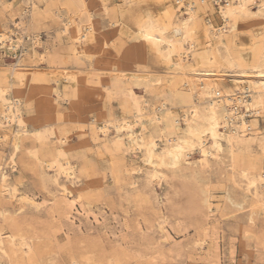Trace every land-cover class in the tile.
Segmentation results:
<instances>
[{"label":"rangeland","instance_id":"374dc122","mask_svg":"<svg viewBox=\"0 0 264 264\" xmlns=\"http://www.w3.org/2000/svg\"><path fill=\"white\" fill-rule=\"evenodd\" d=\"M82 1L55 0L52 5L37 2L40 9L29 27L24 22L28 21L29 16L25 19L19 17L23 5L18 0H5V7L0 8V29H13L19 35L24 27H28V33L38 32L43 47L47 46L39 48L36 57L30 60L25 56L20 57V50L15 56L8 50L0 49V67L11 69L14 66H26L19 76H10L9 81L23 97L21 107L28 119V128L61 122V128L65 127L64 131L68 135V145L75 150L77 167L81 168L84 162L87 163L90 176L81 177L82 181L72 186L64 179H60L59 183L70 186L76 195L79 191L83 192V185L87 182L91 184V194L95 195L90 200L82 199L85 210L90 212L89 218L64 209L60 187L50 182L42 184L39 180L37 165L27 152L28 148L37 145L32 137L22 140V152L19 151L16 156V171L7 164L4 166L0 159V166L9 175L10 181H19L20 191L33 195L42 203L38 210L28 205L18 210L17 202H10L0 195V208L7 209L5 214L19 223L22 232L35 237L34 257L18 264H72L74 258L78 262L76 264H264V211L249 206V195L245 196L223 169L216 166L203 174L194 175L191 171H167L166 182L161 188L148 186L144 175L131 173V167L141 166L144 171L147 169L140 154L126 153L115 147L112 149L113 146L108 143L115 135L113 130H110L106 140H102L106 141L103 143L105 148L96 147L90 140L88 125H91L92 117L110 116L121 120L130 115V106L127 105L129 99L124 93L122 96L120 94L123 87H129L133 80L147 82L149 88L146 92L141 85L132 87L147 100L149 108L151 104L158 103V92L165 89L166 75H170L171 69L138 46L129 38V34L122 32L123 28H136L139 14H157L156 0H92L91 19L96 33L89 46L88 56L81 53V59L76 58L71 32L62 33L61 27L67 18L86 24V13L81 10ZM115 7L118 9L116 17L113 16ZM209 16L212 22L219 23L216 14L209 12ZM204 17L200 15L201 21ZM14 20L21 23L19 28H14ZM111 21H115L114 26ZM245 28L251 29L237 32L235 44L236 50L248 58L257 49L258 36L252 29L256 25ZM23 44L29 49L30 39L24 36ZM38 54L44 55L43 63L38 61ZM55 68L61 72H73L80 83L76 85L80 93L74 98L70 97V102L57 99L51 91L52 88H58L70 94L74 89L68 86L69 82L62 75H57L58 83L53 82L50 72ZM181 113L177 107V120ZM257 119L258 125L264 129V118ZM145 124V134L150 135L152 126ZM179 125H183L181 120ZM82 127L85 129L81 131ZM2 147L0 142V150L6 159L11 152V145ZM193 157L199 158V154L194 152ZM240 159L243 165L249 161L246 154H241ZM92 178L98 181L91 182ZM132 180H137L136 189H132L129 184ZM97 182H101V185ZM205 194L211 195L208 204ZM162 218L167 221L165 226L170 236L166 239L169 241L158 229ZM13 220L0 216V228L3 227L5 232L10 231Z\"/></svg>","mask_w":264,"mask_h":264},{"label":"bare ground","instance_id":"6f19581e","mask_svg":"<svg viewBox=\"0 0 264 264\" xmlns=\"http://www.w3.org/2000/svg\"><path fill=\"white\" fill-rule=\"evenodd\" d=\"M18 1L23 5L19 17L25 19L29 16V22L24 21L28 23V27L35 21L34 15L38 14L40 9L37 2L46 5H52L55 2V0ZM4 2L5 0H0V8L5 7ZM156 2L157 14H139L136 17V28H123L122 32L129 34L132 41L151 53L158 62L171 69L170 75L168 77L166 75L165 89L158 92L160 94L156 93L160 98L158 103L156 105L153 103L147 108V100L139 96L132 86L141 85L146 92L149 88L148 83L145 81L140 83L138 80L130 81L129 87L125 89L123 87L120 91L121 96L124 93L129 99L127 105L130 106V115L121 120L110 116L92 117L91 125H88L90 140L97 145L96 147L105 148L103 143L106 141L102 142V140H106L110 130H113L115 135L108 143L111 147L113 146L112 149L115 147L126 153L140 154L147 169L144 171L141 166L131 167V173L144 175L148 186L156 185L161 188L163 182H166L167 171H191L194 175L195 173L203 174L217 166L229 174L230 180L243 190L245 196L249 195V206L264 211V129H261L257 122L258 117L264 118V0H156ZM92 6V0L81 2V10L86 13V24L71 18L62 22L61 32L67 33L69 30L71 32L76 58L81 59V53L88 56L89 46L94 40L96 32L91 19ZM117 11L115 7L114 17ZM209 12L216 14L219 23L212 22ZM200 15L205 16L203 21ZM111 25L114 26L115 21H111ZM251 25H256V28L252 29L258 36L257 49L247 58L240 50H236L235 36L240 30L251 29L245 28ZM13 26L19 28L21 23L14 20ZM28 27H24L19 35V32L13 29H0V49L8 50L15 56L20 50V57L25 56L29 60L36 57L37 50L47 46L43 47V41L38 32L28 33ZM24 36L31 41L29 49L24 47ZM104 44L107 45V42L105 41ZM44 60V55L38 54V61L43 63ZM22 69H26V66L22 68L14 66L11 69L0 67V142L3 147L11 145V152L6 159L3 158V151L0 150V159L3 165L7 164L16 171V156L19 151L22 152V140L32 137L37 145L28 148L27 152L37 165L39 180L42 184L50 182L60 187L64 209L81 213L85 218H89L90 212L85 210L82 199L92 198V192L89 190L91 184L85 182L83 192L79 191L78 194L75 192L77 196L69 187L81 182V177H89L90 168L85 162L81 168L77 167L74 159L75 150L68 145V135L64 131L65 127L61 128V122L39 124L28 128V119L21 107L23 97L9 81L10 76H19ZM50 75L56 83L59 82L57 75H62L63 79L69 82L68 86L74 88L70 94L64 90L52 88L51 91L55 93L57 99L61 98L70 102V97L74 98L80 93L76 88L79 82L73 72H61L55 68ZM226 80H229V83H226ZM115 92L117 91H113ZM177 107L181 109L179 120L183 125H179V120L175 118ZM145 123L152 126L150 135L145 134L147 130ZM14 126L15 129H13ZM84 129L80 128L81 131ZM26 145L27 143L24 146ZM194 152L199 154V158L193 157ZM96 154L95 152L94 155ZM241 154L249 157L245 165L241 163ZM110 174L112 175V172ZM60 179H64L71 185L60 184ZM91 180V182L98 181L93 178ZM115 181L119 182L118 179ZM99 183L101 182H97L101 185ZM19 184V181L11 182L9 175L0 166V195L10 202H17L18 210L24 205L36 210L40 209L42 203L38 202L33 195L20 191ZM129 184L132 189L137 188V180H132ZM136 191L134 190L135 195ZM104 192L105 189H103ZM210 196L205 194L207 204ZM6 212V208H0L2 218L13 220L14 218L8 217ZM165 222L167 221L162 218L158 229L167 240L170 234ZM10 227L8 232H5L3 227L0 228V264H18L31 260L36 250L35 237L22 232L16 220H13ZM71 263L78 262L74 258Z\"/></svg>","mask_w":264,"mask_h":264},{"label":"snow or ice","instance_id":"6c2138e0","mask_svg":"<svg viewBox=\"0 0 264 264\" xmlns=\"http://www.w3.org/2000/svg\"><path fill=\"white\" fill-rule=\"evenodd\" d=\"M148 39H151V37H147Z\"/></svg>","mask_w":264,"mask_h":264}]
</instances>
